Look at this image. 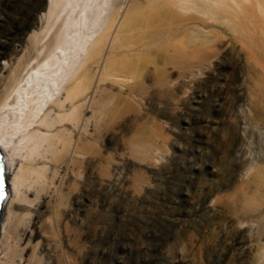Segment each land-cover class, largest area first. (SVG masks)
I'll return each mask as SVG.
<instances>
[{"label":"rangeland","instance_id":"374dc122","mask_svg":"<svg viewBox=\"0 0 264 264\" xmlns=\"http://www.w3.org/2000/svg\"><path fill=\"white\" fill-rule=\"evenodd\" d=\"M54 1L0 0V83L57 30ZM262 6L180 38L116 33L105 56H128L90 71V107L22 191L9 242L42 264H264Z\"/></svg>","mask_w":264,"mask_h":264},{"label":"bare ground","instance_id":"6f19581e","mask_svg":"<svg viewBox=\"0 0 264 264\" xmlns=\"http://www.w3.org/2000/svg\"><path fill=\"white\" fill-rule=\"evenodd\" d=\"M61 1L52 3L55 4L51 15L52 28H57L55 33L46 42L36 43L34 50L11 69L10 75L4 79L6 82L0 83V152L4 170H9L6 174L10 176L0 209V214L3 212L0 264H42L37 257L25 254L28 243L23 247L22 240L17 242L14 239L17 242L14 245L9 242L14 233L11 232L14 208L23 198L22 191L26 187L29 191L41 176L48 151L55 149L58 141L67 134L66 120L76 125L81 110L89 109L92 101L90 71L102 68L104 73L105 69L121 62V53L126 51L119 52L114 61L111 60L115 56H105L108 46L112 47L115 42L113 36L116 33L152 29V32L161 34L173 26L180 38L188 30L207 29L211 23L235 26L236 22L229 19V14L243 9L251 11L256 6L263 8L264 3V0H255L254 3L251 0H63L64 5H61ZM151 3L158 7L150 6ZM142 9H155L146 24L141 22L139 14L133 15ZM66 11L67 15L58 23ZM90 14L99 20L94 24L95 28L86 30L85 19ZM100 23L102 28H96ZM197 35L199 43L202 40ZM125 56L128 55L125 53ZM120 67L122 72L130 69L125 64ZM67 145L65 149H72L71 141ZM20 232L26 235V229L19 228Z\"/></svg>","mask_w":264,"mask_h":264},{"label":"water","instance_id":"95a60500","mask_svg":"<svg viewBox=\"0 0 264 264\" xmlns=\"http://www.w3.org/2000/svg\"><path fill=\"white\" fill-rule=\"evenodd\" d=\"M5 188H6V180H5V170H4V162H3V156L0 152V209H1V203L5 196Z\"/></svg>","mask_w":264,"mask_h":264}]
</instances>
